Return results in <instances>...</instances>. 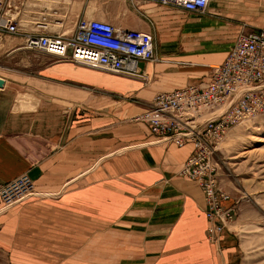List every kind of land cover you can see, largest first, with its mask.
Segmentation results:
<instances>
[{"label": "crops", "instance_id": "0c3cea01", "mask_svg": "<svg viewBox=\"0 0 264 264\" xmlns=\"http://www.w3.org/2000/svg\"><path fill=\"white\" fill-rule=\"evenodd\" d=\"M37 2L21 13L23 26L43 16L53 31L65 29L58 20L67 32L79 18L108 22L152 34L157 60L130 77L0 36V185L27 174L52 194L6 210L0 199V264H248L234 226L223 250L209 242L203 191L179 176L194 144L157 142L134 119L159 93L209 83L244 26L264 25V0H211L202 15L151 1ZM22 54L14 70L4 65Z\"/></svg>", "mask_w": 264, "mask_h": 264}, {"label": "built area", "instance_id": "2783aa9c", "mask_svg": "<svg viewBox=\"0 0 264 264\" xmlns=\"http://www.w3.org/2000/svg\"><path fill=\"white\" fill-rule=\"evenodd\" d=\"M22 1L24 0H0V35L17 37L24 33L25 48L29 51L77 66L130 77L140 75V63L157 60L152 34L118 30L108 22L95 19L79 18L72 35H64L54 33L52 22L48 16H43L37 23V31L31 35L25 34L19 20ZM131 1L175 4L198 14L206 13L211 2V0ZM247 28L245 25L240 32L224 63L212 67L209 83L189 86L170 93H160L154 99L152 110L140 117L150 123L155 135H170V140L178 144L187 139L195 141L198 155L189 161L184 173L192 174L191 169L195 168L193 176L203 182L202 186L211 210L222 211L219 203L221 200H228L229 197L222 193L220 199L216 198L217 184L213 178L216 170L210 161L213 148L205 138L210 134H213L214 139L220 138L222 131L226 129V123L229 124L233 120L236 122L243 117H257L264 113V25L252 30ZM206 112L211 113V117H226V123L222 121L216 126L214 122L218 118H214L216 120L209 119L210 121L198 125L196 117H203L202 114ZM50 196L52 194L38 191L27 174L0 185V199L4 210L33 198ZM231 219L230 216L229 220ZM211 231L214 232V229Z\"/></svg>", "mask_w": 264, "mask_h": 264}, {"label": "rangeland", "instance_id": "374dc122", "mask_svg": "<svg viewBox=\"0 0 264 264\" xmlns=\"http://www.w3.org/2000/svg\"><path fill=\"white\" fill-rule=\"evenodd\" d=\"M43 1L45 2L47 0ZM51 1L61 6L75 5L77 7L80 6L81 2H83V0ZM86 2L89 4L91 0H86ZM41 3L42 2H37V0H24L22 1L21 13H23L24 8L28 5H34V9H36L37 5L35 4ZM90 9L92 10L95 8L90 7ZM38 22L39 21H37V23ZM37 23L33 27H25L21 24V28L23 30L30 29L23 32L31 35L37 31ZM56 23H60V25L56 26L57 28L64 29L65 27V29L64 31H55L54 33L72 35L74 32H67L69 29V27L66 29V25L68 23L67 21L58 20ZM62 23H64L65 26ZM51 32L52 30L50 29V33ZM23 35L24 33L17 37L11 35L0 36L9 38L11 42L14 38H22L25 40ZM29 52L41 56H47L34 51ZM24 56L25 55L22 54L15 58H9L4 65L9 68V70H14V67H17L16 65L22 58H24ZM17 59H19V61H17ZM139 72V76H142L140 68ZM153 102L152 108L154 106ZM152 108L150 110H152ZM150 110L135 117L134 122L147 124L151 132V137L155 138L157 142L167 141L174 143L179 147H183L186 141H191L194 144L195 152L192 157L182 165L179 171V176L197 183L203 191L204 205L199 207V209L201 208V211L205 213L208 221L207 232L209 242L216 246L219 251L223 250V236L225 232L230 231V227L234 226L232 229L239 235L243 242L248 264H264V113H262V115H257V117H243L241 120L236 122L233 120L229 124L226 123V117H211V113L207 112L202 114L203 117H196V123L198 125L206 123L209 119L216 120L214 118H218L214 122L216 126L222 121L226 123V129L225 131H222L220 138L215 137L214 139L212 137L213 134H210L207 138H205L207 143L212 145L213 148L211 150L212 154L210 161L216 170L213 175L217 184V189L215 190L216 198L220 199V195L222 193H225L229 197L226 201L219 200L222 211H218L217 209H210L211 205L209 204L206 193L203 189V182L193 176L195 168L193 167L191 169L192 174L184 173L189 161L198 155V149L195 145V141L187 139L183 141L182 144H178L170 140V135H155L152 131L150 123L140 119V117H143ZM224 214H226V216H224ZM230 216L232 218L231 220H229ZM212 229H214V232L211 231Z\"/></svg>", "mask_w": 264, "mask_h": 264}, {"label": "water", "instance_id": "95a60500", "mask_svg": "<svg viewBox=\"0 0 264 264\" xmlns=\"http://www.w3.org/2000/svg\"><path fill=\"white\" fill-rule=\"evenodd\" d=\"M4 85H5V81H4V80H2V79H0V88H3V87H4Z\"/></svg>", "mask_w": 264, "mask_h": 264}, {"label": "bare ground", "instance_id": "6f19581e", "mask_svg": "<svg viewBox=\"0 0 264 264\" xmlns=\"http://www.w3.org/2000/svg\"><path fill=\"white\" fill-rule=\"evenodd\" d=\"M223 110H225V109H223Z\"/></svg>", "mask_w": 264, "mask_h": 264}]
</instances>
